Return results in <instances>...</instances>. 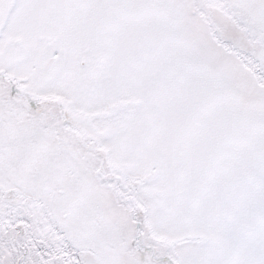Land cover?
<instances>
[{
    "label": "snow or ice",
    "instance_id": "1",
    "mask_svg": "<svg viewBox=\"0 0 264 264\" xmlns=\"http://www.w3.org/2000/svg\"><path fill=\"white\" fill-rule=\"evenodd\" d=\"M0 264H264V0H0Z\"/></svg>",
    "mask_w": 264,
    "mask_h": 264
}]
</instances>
